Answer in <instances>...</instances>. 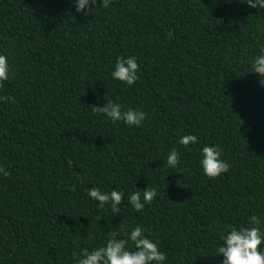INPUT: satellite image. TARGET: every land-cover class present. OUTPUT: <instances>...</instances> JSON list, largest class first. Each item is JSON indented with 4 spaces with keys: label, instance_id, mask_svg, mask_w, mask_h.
<instances>
[{
    "label": "trees",
    "instance_id": "16d2710c",
    "mask_svg": "<svg viewBox=\"0 0 264 264\" xmlns=\"http://www.w3.org/2000/svg\"><path fill=\"white\" fill-rule=\"evenodd\" d=\"M0 0V264H75L109 231L140 226L163 264H222V236L261 219L264 232V8L246 0ZM139 79H114L119 57ZM143 111L139 126L95 112ZM192 134L198 143L179 141ZM216 146L228 171L204 174ZM176 149L179 165L167 156ZM74 187L75 190H72ZM123 192L120 214L89 188ZM156 188L141 212L128 202ZM131 247V243L129 245ZM264 251V244L261 245Z\"/></svg>",
    "mask_w": 264,
    "mask_h": 264
},
{
    "label": "clouds",
    "instance_id": "9594fccd",
    "mask_svg": "<svg viewBox=\"0 0 264 264\" xmlns=\"http://www.w3.org/2000/svg\"><path fill=\"white\" fill-rule=\"evenodd\" d=\"M247 4L253 8H264V0H246ZM97 0H75L77 12H83L85 16L93 9L90 5H96ZM110 0H102L104 8L109 7ZM264 52V49H262ZM252 71L258 73L264 84V54L251 61ZM140 68L135 57H119L115 63V70L112 77L128 85L135 83L139 77L137 73ZM9 79V64L5 55L0 54V88H3V81ZM10 97L0 96V101H8ZM95 112L106 114L112 121H123L129 126H139L146 119L147 114L143 111L129 108L122 110L121 105L108 101L100 107L94 106ZM182 145L187 147L190 143H198L195 135L188 134L180 138ZM179 152L172 149L167 156V164L176 168L179 165ZM201 166L204 174L209 178H216L228 171L229 164L222 160L221 152L216 146L205 145L202 148ZM0 173L9 175L7 170L0 167ZM72 190H75L74 187ZM88 195L97 200L101 207L110 202L114 215L120 214L119 205L123 202V192L112 190L102 192L98 188L88 189ZM157 196L156 188H146L141 192L135 191L129 196V203L134 210L141 212L146 204H151ZM251 227H232L227 235L221 237L223 244L219 247L218 254L223 255L222 264H264V251L261 245L264 244V232H261L259 225L261 219L256 215L249 217ZM105 246L98 247L92 251L84 250L77 255L73 253L75 264H163L166 254L159 250L146 234L145 229L137 226L129 232L109 231ZM131 243V247L129 246Z\"/></svg>",
    "mask_w": 264,
    "mask_h": 264
}]
</instances>
